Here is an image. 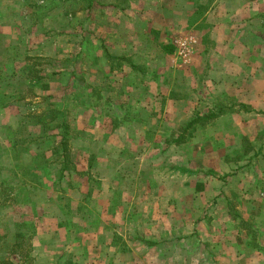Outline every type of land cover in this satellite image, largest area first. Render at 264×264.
<instances>
[{
    "label": "rangeland",
    "instance_id": "obj_1",
    "mask_svg": "<svg viewBox=\"0 0 264 264\" xmlns=\"http://www.w3.org/2000/svg\"><path fill=\"white\" fill-rule=\"evenodd\" d=\"M89 3L0 0V264H264V0Z\"/></svg>",
    "mask_w": 264,
    "mask_h": 264
},
{
    "label": "trees",
    "instance_id": "obj_2",
    "mask_svg": "<svg viewBox=\"0 0 264 264\" xmlns=\"http://www.w3.org/2000/svg\"><path fill=\"white\" fill-rule=\"evenodd\" d=\"M92 4H93V0H90L89 8L92 7ZM167 50H169V52L172 53L173 50H174V48L168 46V47H167ZM213 117H216L215 114H214V113H210V114L205 115V117H199V118H196L195 120L198 121L200 118H202V119H204V118L210 119V118H213ZM193 122H194V121H192V123H193ZM63 144H64L65 146H67V142H64V141H63ZM143 242H144L145 244L149 245V246H151V245H155V244H156V242H153V241H150V240H145V241H143Z\"/></svg>",
    "mask_w": 264,
    "mask_h": 264
},
{
    "label": "crops",
    "instance_id": "obj_3",
    "mask_svg": "<svg viewBox=\"0 0 264 264\" xmlns=\"http://www.w3.org/2000/svg\"><path fill=\"white\" fill-rule=\"evenodd\" d=\"M250 202H252L251 200H249V202L248 203H250Z\"/></svg>",
    "mask_w": 264,
    "mask_h": 264
}]
</instances>
